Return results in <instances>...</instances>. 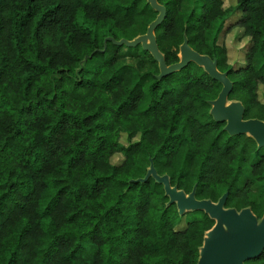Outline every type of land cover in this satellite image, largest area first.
<instances>
[{
    "label": "trees",
    "instance_id": "16d2710c",
    "mask_svg": "<svg viewBox=\"0 0 264 264\" xmlns=\"http://www.w3.org/2000/svg\"><path fill=\"white\" fill-rule=\"evenodd\" d=\"M157 1L166 63L179 61L185 36L227 72L244 119L264 120V0H201L200 14ZM232 11L250 38L237 68L216 37ZM156 15L147 0H0V264H197L214 220L184 218L194 211L179 215L162 184L138 181L150 159L185 193L216 202L227 192L226 208L261 218L264 186L251 193L264 183V147L213 119L222 85L193 62L158 78L141 46L137 66L121 62L126 46L104 47L144 34ZM244 264H264V250Z\"/></svg>",
    "mask_w": 264,
    "mask_h": 264
},
{
    "label": "water",
    "instance_id": "95a60500",
    "mask_svg": "<svg viewBox=\"0 0 264 264\" xmlns=\"http://www.w3.org/2000/svg\"><path fill=\"white\" fill-rule=\"evenodd\" d=\"M147 3L157 11V15L147 26L146 32L131 40L107 37L104 39V47L107 41L129 48L141 46L157 62L158 78L180 71L191 62L202 67L209 77L222 85L217 97L209 101L211 105L209 112L213 119L224 122L223 129L229 135L246 134L256 141L258 148L264 147V120L244 119L242 102L228 99L233 84L227 72L218 70L215 59L195 51L184 36L179 46V61L169 65L166 63L155 35L156 28L166 16V8L157 0H147ZM149 177L163 185L164 193L169 198L168 204H175L179 215L188 211H203L214 220V225L205 232L197 264H244L246 260L258 257L264 250V212L261 218H258L250 207L239 211L235 208H226L227 192L216 202L210 199H197L195 187L190 193H185L177 186H172L168 175L157 173L152 159L145 176L138 181H145Z\"/></svg>",
    "mask_w": 264,
    "mask_h": 264
},
{
    "label": "rangeland",
    "instance_id": "374dc122",
    "mask_svg": "<svg viewBox=\"0 0 264 264\" xmlns=\"http://www.w3.org/2000/svg\"><path fill=\"white\" fill-rule=\"evenodd\" d=\"M223 1H224V8L231 9V8H234L236 5V0H223ZM183 9L187 12L195 10L197 14H200L201 0H184ZM240 16L241 14L239 12L232 11L230 15L225 19L222 29L216 35L217 43L226 47L228 62L234 68L243 67L245 65L246 53L250 47V38L243 34V29L237 22ZM218 25H219V22L214 23L207 33V41L209 44L212 42V39L216 34V29ZM122 52L125 53L124 58L121 60L122 63L137 66L139 57L134 56V52H137L136 50L134 51V49L132 48L124 47L122 49ZM147 68L150 69L151 64L149 65L148 63ZM258 98L262 102H264V86L262 84L258 86ZM137 139L138 137L133 139V141ZM120 142L124 145H127L129 143L127 136L125 134L121 135ZM123 158L124 157L122 154L117 153L112 156L111 162L113 164H119L122 162ZM247 176L248 175L245 174V177ZM263 186H264V183H260V184L255 185L252 188L251 198L253 200L258 199L259 192ZM198 216H200V213L197 211H194V212L185 214L184 218L193 219L194 217H198ZM184 226L185 224L183 222L178 227L183 228Z\"/></svg>",
    "mask_w": 264,
    "mask_h": 264
}]
</instances>
